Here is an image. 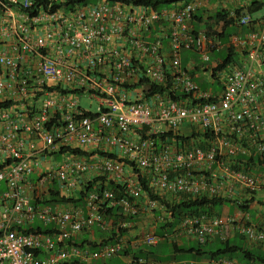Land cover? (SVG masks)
Here are the masks:
<instances>
[{
    "label": "built area",
    "instance_id": "built-area-1",
    "mask_svg": "<svg viewBox=\"0 0 264 264\" xmlns=\"http://www.w3.org/2000/svg\"><path fill=\"white\" fill-rule=\"evenodd\" d=\"M46 1L31 12L25 8L34 0H0V100L9 102L0 115L21 118L0 134V240H73L94 225L113 227L110 240H158L155 226L128 235L141 197L168 222L167 202L179 197L243 202L264 191L263 162L250 161L245 170L247 160H238L260 154L264 161V0H172L160 7L135 0L72 7ZM254 3L259 6L251 9ZM201 7L222 11L217 32H225L224 22L241 28L224 41L236 56L219 68L221 58L205 65V76L221 83L216 91L201 88L181 63L182 49H195L204 61L223 42L204 26L194 29ZM83 93L95 98V110L79 102ZM20 127L41 143L25 147ZM159 133L171 138L161 140ZM39 152L63 157L44 166ZM94 177L82 205L42 201L52 191L75 196ZM109 179L123 184L122 193L108 187ZM104 203L118 206L117 219L106 216ZM35 218L50 230L32 228ZM225 222L247 240H264L263 227L212 212L184 214L173 231L208 240L222 235ZM156 243L106 241L93 249L74 241H0V264H90L115 255L127 264H159L122 254ZM224 263L235 264L215 261Z\"/></svg>",
    "mask_w": 264,
    "mask_h": 264
},
{
    "label": "crops",
    "instance_id": "crops-1",
    "mask_svg": "<svg viewBox=\"0 0 264 264\" xmlns=\"http://www.w3.org/2000/svg\"><path fill=\"white\" fill-rule=\"evenodd\" d=\"M197 11L200 12L201 16H200L199 21L197 23H196V19L194 20V18H193V21H192L193 27L200 28V27L204 26V28H206V27L211 26V24L208 23L209 22L208 19H206L203 16L204 12H205L204 9L201 7ZM227 48H228V46L226 45V50H227ZM215 49H217V48H215ZM230 51H232V50H230ZM227 52L229 53V50L226 51L225 55L227 54ZM225 55H224V57H225ZM229 56H230V58H228V60L231 59L232 56H236V54L231 52V54H229ZM224 57L222 56L219 58L223 59ZM219 58H216L213 61L218 60ZM184 60H185V62H184ZM181 63L184 67L186 66L189 68L190 72L193 75V78H194L195 74H202L203 77H205V79H210L209 77L205 76L204 68H205L206 64H204V62L202 60H201V62H197L192 53H186L185 55L181 54ZM207 72H208V70H207ZM215 80H217L219 87H216L214 89H212V88H204V89H208V90H212V91L220 90L221 89V83H220L219 79L217 77L213 80L211 79L212 82H214ZM0 108H2V107H0ZM11 115H13V117H9V116L8 117H2L0 115V134H2V132L5 131V129H8V127H11L15 123L21 124V121H20L21 118L20 117H18L16 114H13V113ZM18 132H19L18 134H21V136L24 137L23 143H24L25 147L27 146V143L30 140H34L38 145L41 143L40 138L37 136V133L25 132L23 130V128H21V127L18 128ZM132 134L135 135L136 133L132 132ZM57 153H60V155L62 156L61 152H55L53 154H57ZM50 157L45 156L43 154V152H39L38 155H36V159L39 161H42L44 166L46 164L45 161H50ZM262 165H264V163H262L261 166ZM261 166H259L258 169L260 172H263L260 170ZM33 174H35V175H33ZM37 174H38L37 170H34L33 172L30 173V177L34 180V179H36ZM3 187H4L3 182H0V190ZM238 203L239 202H234V201L223 202V203L217 205L216 207H214V212L217 211L218 214H221L223 216L231 215V216H234L235 218H237L238 220L245 221V222L246 221L252 222V223L256 224L258 227L264 228V191H261V190L256 191L252 197L246 199L243 202H240L239 203V204H241L240 206ZM139 204H140V209H139V212L136 215V218L134 221L135 226H134V229H132L131 231L128 232L129 237H133L136 233H139V232L144 231L146 229H153L154 226H155L156 230L159 231V229L157 228V225L159 223V220L157 219V213L159 212V210L158 209H155V210L150 209L146 205L144 197L139 198ZM32 224L34 226H37V225L44 226L43 223L40 222L39 219H37V218L34 219ZM135 230H136V232H135ZM104 236H105V233L102 230H100L97 227V225H94L93 228L83 229V230L75 233L73 235V240H101L102 237H104ZM160 237L166 238L167 240H186V239L187 240H192V239L196 240L193 236H189V235H185V234H178L175 231H173L172 233H169V234H165L163 231L162 233H160L158 240L160 239ZM217 238L219 240H237L238 238H241L242 240H247L246 237L241 232H239V230L234 228L232 223H229V222H225L223 224V231H222L221 236L219 234H216V235L212 236L211 238H209L208 240H215ZM74 242L77 244H80V243H90L93 241H89V242L88 241H74ZM95 242L100 243L101 241H95ZM168 242H170V241H168ZM185 242L186 241H171V244L173 247L171 249L172 250L171 252L173 253V257L177 253H185V254H187V256H189V259H192L189 261L185 260V259L182 261H178V260H176L175 257L171 258L167 254L161 255V252L159 250L151 251L149 249V251H148L147 246H143L141 248L146 253L149 252L147 254L149 257L160 258L161 261L159 262V264H215V261H217L218 259H222V258L230 259L235 264H249L246 261L245 262L244 261L243 262L234 261L232 257H228L227 255H221L219 252H215V254H214L213 251L215 249H213L211 247H208L207 249L203 248V246L214 243V241H207V243H205V244H199L196 241L198 244L197 246L190 244L189 241H187V243H189L190 245H188V244L185 245ZM221 242H225L226 244H231V245L236 244L239 246H243V247H246L252 251H264V243H249L248 241H242V243H239L238 241H221ZM158 244H159V241H157V243L155 245L157 246ZM155 245H153V246H155ZM90 247L95 249V247H92V246H90ZM192 247H194V249L189 250ZM141 248L134 249V252L135 251L138 252ZM215 248L218 249L219 247L215 246ZM195 249H198V250H195ZM202 251H204V254L198 253V252H202ZM121 258L123 259V261L125 263H127V259L125 256L121 255ZM90 264H92V262ZM256 264H260V263H256Z\"/></svg>",
    "mask_w": 264,
    "mask_h": 264
},
{
    "label": "trees",
    "instance_id": "trees-1",
    "mask_svg": "<svg viewBox=\"0 0 264 264\" xmlns=\"http://www.w3.org/2000/svg\"><path fill=\"white\" fill-rule=\"evenodd\" d=\"M88 1H92V0L55 1L52 3V7L58 6L60 4H64L67 7H70V6L72 7L75 4L85 3ZM135 1H137V2H149L155 7H160L162 5L168 4L172 0H135ZM46 2H47L46 0H34V2H33L34 5H31L30 7H27L25 9L32 12L35 10L36 4L43 3L45 5ZM258 6H259V3L258 4L254 3L250 8L254 9V8H257ZM222 14L223 13L221 10H217L213 14H210L209 17H211L213 20L216 21V20H219L223 16ZM200 16H201L200 12H198L196 10L195 13L193 14V18H194V20L196 19V23L199 21ZM226 24H227V22L223 23V25H222L223 29H224V26H226ZM194 29H197V28L194 27ZM217 33L219 36H222L224 34L223 32H217ZM227 50H229V53L227 52L225 57L223 56L224 58H223L222 62L220 64H218V68L221 67L228 60V58H230V56H229V54H231L230 48L228 47ZM151 90H152V88H151ZM8 104H9V102H7L6 100H0V107L8 106ZM166 134H168V136H166ZM166 134L159 133L158 138L161 140H164V141H165V138H168V139L171 138V134H169V133H166ZM151 135H155V134H151ZM72 150L77 152V153H80V154L88 153V152H85L79 148H73ZM91 153H92V151H91ZM261 157L262 156L260 154L255 155V157H253V155L246 156L244 154H240L238 156V160H240V161L241 160H247L242 164L243 167L242 166L241 167L244 168L245 170H249V167L251 166L250 161L253 162L255 160V162H253V163H262V162L264 163V161H261ZM96 178L97 177H94V178H91V179L85 181L84 184L82 185V187L76 191L75 196H68V197L59 196L56 191H52L50 193V195H48L47 197H44L42 199V201L43 202H62V203L71 202L72 204H75V205H82L84 193L86 192V190H88L89 188H91L93 186V182L96 180ZM108 187L112 188L116 193H122V190H123V184L118 180L109 179ZM226 201H231V200L229 198H224V197H219V196H213V197H206V196L188 197V196H184V197L177 198L175 201L167 202V205L169 204L168 208L171 210L172 220H170L168 222L159 221V223L157 225V228L159 229V231H157V232L162 233L164 231L165 234L172 233L173 232V226L175 225V223H177V221L184 214L195 213V212H208V213L214 212V207H216L217 205H219L223 202H226ZM106 204L107 203H104V206L106 208V210H105L106 216L108 218H112V220L117 219L118 206H112V205L110 206V205H106ZM240 205L241 204H239V206ZM215 212H217V211H215ZM131 218H136V216H131ZM32 228H36L37 230H43V231H49L50 230L46 225H44V226L37 225V226H33ZM98 228L105 233V236L102 238V240H110L116 233V231L113 229V227H111V229H108V230L102 229L100 227H98ZM118 231L120 233L125 232L126 228L125 227L119 228ZM104 242H106V241H101V243H96L95 241H93V242H90L88 244H90V246L96 248ZM220 243L223 246L219 247L218 249L215 248V250L213 251L214 254H215V252H219L221 255H227L228 257H232L233 253L239 252L242 254L244 260L249 264H256V263L264 264V251H252L246 247L239 246L236 244L231 245V244H226L225 242H221V241H220ZM147 249L149 251V248H147ZM193 249H194V247H192L189 250H193ZM195 250H198V249H195ZM129 253L134 255V256L142 255V256L146 257V256H148L147 254L149 252L146 253L142 248L138 252H136V251L134 252V250H132L129 247H126L125 249L123 248L122 254L126 255ZM198 253L204 254V251L198 252ZM154 258L153 259L157 262L161 261L160 258H156V257H154ZM66 264H84V263H81V262L77 261V259H75V260L66 262Z\"/></svg>",
    "mask_w": 264,
    "mask_h": 264
},
{
    "label": "rangeland",
    "instance_id": "rangeland-1",
    "mask_svg": "<svg viewBox=\"0 0 264 264\" xmlns=\"http://www.w3.org/2000/svg\"><path fill=\"white\" fill-rule=\"evenodd\" d=\"M208 13H212V12H205V16L207 17L209 23L211 24V26L207 27V28H204L206 30H208L210 33H214V32H217V29L220 28V26L218 25V23L213 20L211 17H209V15H206ZM216 24V25H214ZM224 29H225V32L222 36H220L221 40L223 41L222 44L217 48V49H211L209 50V59L208 60H202L201 56H200V53L194 49H182L181 50V54L185 55L186 53H192L193 56L195 57L196 61L197 62H201V60L207 64V63H210L212 62L214 59L216 58H219V57H222L225 55L226 53V44L224 43L227 35L229 32L231 31H239L241 28L238 27V26H232V25H229V26H224ZM185 62V60H184ZM194 79L198 82V84L202 87V88H216V87H219L218 85V82L217 80H215L214 82L211 81V79H205V77H203L202 74H195L194 75ZM78 96V99H79V102L87 107L88 109H91V110H95L96 107H97V101L95 100V98H89V97H86V94L83 93V94H77ZM63 157V155L61 156L60 153H57V154H53L51 157H50V161H55V160H59ZM45 163L47 164L48 161H45ZM260 170L264 172V165H262L260 167ZM35 175V174H33ZM40 221V220H39ZM41 222V221H40ZM159 240H167L166 238H163V237H160ZM187 240V239H186ZM194 240V239H192ZM215 240H219L218 238L215 239ZM237 240H242L241 238H238ZM239 243H242V241H238ZM190 244H193L194 246H197V242L196 241H189ZM189 243H187V241L185 242V245H190ZM215 246L216 247H222L223 245L220 243V241H214V243H211L209 245H206V246H203V248L207 249L208 247H211L213 249H215ZM147 248H149L151 251H155V250H159L161 252V255L162 254H167L169 255L171 258H176V260L178 261H182V260H192V259H189V256H187V254L185 253H177L175 254V256L173 257V253L171 252L172 250V244H171V241L168 242V241H159V244L156 246H147ZM155 254V253H154ZM232 258L234 261H237V262H245L243 256L241 253L237 252V253H233L232 255ZM127 264L123 261V259L121 258V255H115L111 258H107V259H95L92 261V264Z\"/></svg>",
    "mask_w": 264,
    "mask_h": 264
},
{
    "label": "clouds",
    "instance_id": "clouds-1",
    "mask_svg": "<svg viewBox=\"0 0 264 264\" xmlns=\"http://www.w3.org/2000/svg\"><path fill=\"white\" fill-rule=\"evenodd\" d=\"M214 12H216V11H213L212 13H214ZM212 13H208L207 15H210V14H212ZM204 16V15H203ZM206 19H207V17H205ZM218 20H216V22H217ZM214 25H216V24H214ZM207 28V27H206ZM80 154V153H79ZM77 191V190H76ZM76 193V192H75ZM73 196V195H72ZM232 201V200H231ZM235 202V201H234ZM60 203H62V202H60ZM66 203V202H65ZM240 203V202H239ZM212 213H217V212H212ZM218 214V213H217ZM156 232H157V230H156ZM157 234H158V236L160 235V233L159 232H157ZM244 235V234H243ZM196 239V238H195ZM197 240V239H196ZM198 242V241H197ZM206 243V242H205ZM205 243H200V244H205ZM143 246H145V245H142V246H140V247H138V248H136V249H139V248H141V247H143ZM132 250H134V249H132ZM140 256H142V255H140ZM146 257H149V256H146ZM153 259V258H152ZM159 263V262H158Z\"/></svg>",
    "mask_w": 264,
    "mask_h": 264
}]
</instances>
